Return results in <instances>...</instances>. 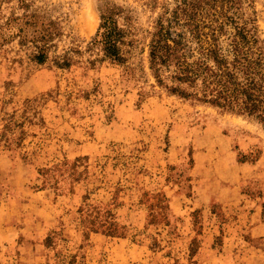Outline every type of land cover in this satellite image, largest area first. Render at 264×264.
I'll list each match as a JSON object with an SVG mask.
<instances>
[{
	"label": "rangeland",
	"instance_id": "374dc122",
	"mask_svg": "<svg viewBox=\"0 0 264 264\" xmlns=\"http://www.w3.org/2000/svg\"><path fill=\"white\" fill-rule=\"evenodd\" d=\"M25 1L4 0L0 24L35 13L58 34L43 64L24 20L0 36V264H264V129L169 94L150 70L175 0H107L127 18L124 64L88 50L102 0ZM238 19L264 50V0Z\"/></svg>",
	"mask_w": 264,
	"mask_h": 264
},
{
	"label": "trees",
	"instance_id": "16d2710c",
	"mask_svg": "<svg viewBox=\"0 0 264 264\" xmlns=\"http://www.w3.org/2000/svg\"><path fill=\"white\" fill-rule=\"evenodd\" d=\"M3 1L0 0V7ZM102 2L101 23L88 50H99L101 61L124 64L127 59L123 46L128 36V30L120 25L121 20L127 21L124 9L107 0ZM29 6L21 0L26 11ZM199 9L221 11L226 21L204 28L193 12ZM242 11L243 0H175L170 17L160 19L152 35L150 70L158 86L169 94L246 115L264 129V50L238 23ZM23 17H12L0 24V36L6 35L13 22L24 20L28 28L21 27L20 36L31 41L34 59L43 64L58 28L35 13ZM227 25L232 26L234 33L230 43L224 45L222 37L228 33ZM63 61L60 66L71 65L70 59ZM91 222L95 223V219ZM116 229V223L112 222L107 233L116 235Z\"/></svg>",
	"mask_w": 264,
	"mask_h": 264
}]
</instances>
